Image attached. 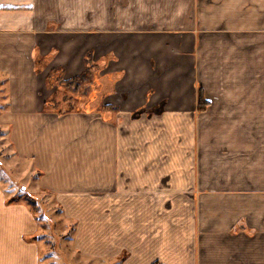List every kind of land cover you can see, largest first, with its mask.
I'll list each match as a JSON object with an SVG mask.
<instances>
[{
  "label": "crops",
  "instance_id": "crops-1",
  "mask_svg": "<svg viewBox=\"0 0 264 264\" xmlns=\"http://www.w3.org/2000/svg\"><path fill=\"white\" fill-rule=\"evenodd\" d=\"M89 53L106 63L91 108L118 110L47 113L50 71L79 77ZM0 76V125L52 174L39 183L79 220L77 252L264 264V0H0ZM7 203L0 192V264H38L34 216Z\"/></svg>",
  "mask_w": 264,
  "mask_h": 264
},
{
  "label": "rangeland",
  "instance_id": "rangeland-1",
  "mask_svg": "<svg viewBox=\"0 0 264 264\" xmlns=\"http://www.w3.org/2000/svg\"><path fill=\"white\" fill-rule=\"evenodd\" d=\"M5 81V77L0 76V112L5 111L8 107ZM64 94L65 92L61 98ZM61 98H59V103H61L62 109L68 104H72L74 107L73 111L66 113L67 115L95 113L106 118L107 112L104 109L100 107L93 109L92 105L90 106V102L95 101L94 92L75 96L73 100L61 101ZM46 112L60 115L57 109ZM111 122L112 124L117 123L116 120ZM72 131L78 132L77 130ZM104 146L102 138H93L90 150L102 149ZM14 148L15 146H12L9 139L8 128L0 125V192L9 200L6 205H23L34 216L36 235L32 238L26 237V239L37 242L39 246L38 264H107L105 261L95 262V259L76 251L73 239L79 220L65 216L63 205L55 197L57 193L48 188L44 189L39 183L43 174L48 175L49 180H51L52 174L38 168L34 159L17 154ZM138 148L137 145H131L132 150Z\"/></svg>",
  "mask_w": 264,
  "mask_h": 264
},
{
  "label": "trees",
  "instance_id": "trees-1",
  "mask_svg": "<svg viewBox=\"0 0 264 264\" xmlns=\"http://www.w3.org/2000/svg\"><path fill=\"white\" fill-rule=\"evenodd\" d=\"M54 54L42 58L37 56L35 59L36 70L38 72L43 71L53 59ZM106 63L105 60L100 62H94L93 54L89 53L85 57V69L82 75L76 77L72 80H65L63 68H55L50 71L47 76V86L53 91V95L46 101L45 111H53L55 109L59 110L58 114H66L73 111V105L68 104L61 108V103H59V98H61L63 92L65 94L60 99L61 101L73 100L75 96L81 94H88L94 92L95 100L98 98V95L101 94V72L105 69ZM96 101H91L90 106L94 105ZM205 106L203 93L200 91L199 100H198V109L203 110ZM100 108L104 109L106 112H115L118 109L106 105H100Z\"/></svg>",
  "mask_w": 264,
  "mask_h": 264
}]
</instances>
